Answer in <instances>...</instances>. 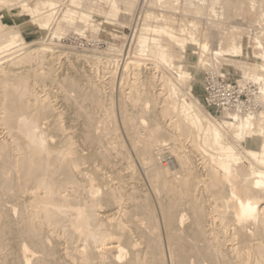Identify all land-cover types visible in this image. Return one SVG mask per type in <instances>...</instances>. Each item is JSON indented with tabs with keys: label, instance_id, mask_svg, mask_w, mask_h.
Wrapping results in <instances>:
<instances>
[{
	"label": "bare ground",
	"instance_id": "6f19581e",
	"mask_svg": "<svg viewBox=\"0 0 264 264\" xmlns=\"http://www.w3.org/2000/svg\"><path fill=\"white\" fill-rule=\"evenodd\" d=\"M64 1L72 3V0ZM100 1L106 6L111 2ZM248 1L252 9L259 6L256 0ZM9 2L0 0L1 4L8 3V6ZM53 2L43 0L41 4L44 6ZM241 2L209 0L206 10L209 15L221 19L226 10L238 8ZM124 3V10L131 12L133 4ZM42 10L38 7L37 10L28 8L27 12L34 15ZM83 10L77 12L65 5L60 9V18L70 21L77 17L86 23L84 25L94 24L93 10ZM196 10L199 12L202 8L197 7ZM262 11L259 16L264 17ZM42 13L40 19L31 22L44 31L49 29L57 10L53 5ZM1 22L0 55L3 57L0 61L3 58L8 61L6 66L0 64V264H31L32 259L34 264H48L50 256L54 254L56 259L73 264L69 261L72 257L68 260L69 250L61 248L59 237H53L56 229L52 232V227L60 226L67 228L65 232L60 227L65 232L63 237L64 234L67 236V242L75 244L70 249L71 253L73 250L71 255L74 257L75 251L78 252L77 257L82 261L95 257L101 264H264V110L259 114L249 112L243 115L238 112H217L220 119L212 120L206 114L188 112L180 101L172 103L165 98L160 109L154 108L150 116L153 127L148 130L144 121L136 122V101L143 95L144 105L153 102L156 106L160 93L151 96L137 89V95H130L133 100L131 105L125 102L129 97L125 101L121 99L119 113L122 129L138 165L144 169L151 185V192L160 210L162 235L155 224L156 215L151 210V199L138 187L134 166L127 155L129 152L123 149L125 144L117 131L114 113L111 107H105L106 103L102 102L101 97L104 95L101 94L100 86L96 82L90 83L88 78L89 87L84 88L78 80L83 75H78L79 78L67 76L60 79L61 89L66 87V91H74L77 95L66 94L64 91V95L55 96L56 101H52L50 95L31 99L35 93L33 95L30 88V75L40 77L42 71L39 72V68L43 65L45 67H41L44 71L41 77L54 81V61L62 59L63 55L69 56L70 52L63 49L56 51L58 45L50 43H26L19 38L20 31L14 32L15 27L2 28ZM149 28L145 30L158 36L164 35L179 47L175 54L170 48L165 49L159 45L160 39H152L157 43L156 46L152 44L156 48L152 55L165 64L170 72V76L164 77L170 84L165 83L170 87L169 90L173 91L175 86L171 79L175 77L182 81L184 78V73L180 71V59L186 55V50L193 54V50L199 49L198 70L192 76V83L199 85L198 102H204V83L203 78L199 83L197 76L208 64L207 54L210 53L229 62L223 65L228 74L226 78L241 80L243 87L248 80L255 82L258 91L255 98L264 103V42L257 33L250 36L249 30L240 31L238 35H228L229 38L225 40L218 38L209 45L206 40L199 41L196 34L191 32L187 33L188 38H181L168 23ZM95 30L92 28L93 32ZM261 30V34H264V28ZM51 32L52 36L58 35L56 31ZM144 34H139L136 40L140 53H145V49H148L146 47H149L146 46L149 37ZM70 56L76 60L74 63L79 64L87 60L96 61L101 57L97 53L88 55L82 52ZM128 59L124 61L123 70H119L121 77L125 76L127 68L132 64ZM237 66L241 72L236 71ZM66 67L67 70L71 68ZM115 73L112 72L111 77ZM58 108L64 112L57 111ZM101 110H104L105 117L99 120L95 114ZM197 111L201 113L199 109ZM167 115H172L170 118L174 117V121L171 119L167 126H163L158 121ZM203 123V145L210 150L216 151V147L220 146L226 153H232L231 146L222 147V143L227 140L226 134H231L240 142L249 138L258 145L261 141V152H246L255 164L250 163L249 167H245L239 158L228 156L222 169L216 168L209 161L199 168L194 156L188 159L182 139L187 137L192 143V155L196 153L195 150L200 147L195 130ZM166 137L172 140L171 147H168L170 143H165ZM163 146L171 149L179 171L171 172L166 164L163 168L156 166L157 159H161ZM174 162L171 160L168 163L174 167ZM203 175L206 178L203 179ZM203 196L208 198L207 205ZM123 202L127 206L125 210L144 208L152 228L134 224L130 230L123 221L119 222L116 215L124 213L121 207ZM183 206L189 207L190 219L187 223L186 215L182 213ZM134 234L142 239L135 240ZM48 238L53 239V248L49 246ZM89 247L91 253L88 254Z\"/></svg>",
	"mask_w": 264,
	"mask_h": 264
},
{
	"label": "rangeland",
	"instance_id": "374dc122",
	"mask_svg": "<svg viewBox=\"0 0 264 264\" xmlns=\"http://www.w3.org/2000/svg\"><path fill=\"white\" fill-rule=\"evenodd\" d=\"M9 1H11V2H9V6H8V3L5 5L3 3L2 4L0 3V21H2L1 23L3 25L1 27L2 28L3 27L4 28L5 27L6 28L7 27H15L14 32L20 31V32H18L19 38L23 39L24 42L32 43V44L50 43V44H53L55 46L58 45V49L57 48L55 49L56 51H60L63 49V51L70 52L69 53L70 55H72L73 53H81L82 52V53H86L88 55H91V54L93 55V54L97 53L98 57L103 56L102 58H104V59H101V57H100V59H99L100 61L99 60H96V61L87 60V61H84L85 63L82 62L79 64V62L78 63L73 62L76 60L71 58L72 56L63 55L64 57H62V55H61L62 59H57V60H55L56 62L54 61V69H55L54 75L56 78L54 81H51L49 79L47 80L45 76L41 77V76H43L42 73L44 72L41 69V67L42 68L45 67L42 65L39 68L40 69L39 72L42 71V73H40L41 79L39 76H37V78H36V75H33V74H31L29 77V84H31L30 88H32L31 89L32 94L35 93V96H32L31 99L33 97L44 98L46 95H50L49 96L50 99L52 101H56L55 96L60 95L62 93L64 95V91H66L65 89H67L66 87L65 88L63 87V89H61L62 83L60 81V79L67 77V76L68 77H70V76L75 77L76 76V78H79V77H77L78 75H80V77L83 75L82 76L83 78H80L78 80H79V83L81 84V86H83L84 88L89 87V84L94 83V82H96L100 86L101 94L104 96L107 95L106 97L101 95L102 96L101 97L102 102H104V104L106 103L105 107H107V108L111 107V109L114 113V117H115L114 122L117 125V128H118L117 131L120 133V134L119 133L118 134L121 138V141L123 140V142L125 144L124 147L127 150L124 147H123V149L125 150L126 153L129 152L127 155L130 158L129 160L132 163V166H134L133 169H134V172L136 173L137 178H138V187L140 188V190L143 194H145L146 196H148L151 199V210L156 215L155 224L159 228V233L163 235L162 223H161V218H160V210H159V208L155 202V199L153 197V194L151 192V188H150L151 185H149V181L147 180V178L145 176L144 169H141L142 167L140 165H138V163L135 159L134 152L131 148V145L128 144L129 142L126 139V136H125L124 131L122 129L120 113H119V111H120L119 103H121L120 101H122V100L125 101V98L129 97L126 99L125 102L127 103V105H129V104L131 105L133 100H132V98H130V95H137V92H136L137 89L139 91L142 90V92L146 91L151 96L152 95L157 96L160 93L161 97L158 98V100H157L158 104L156 106L153 102H149L146 105H144L145 97L143 95L140 97V100H138V102L136 101V104L138 106V107L137 106L135 107V111L137 112L136 113V118H137L136 122L144 121L146 123L145 124L146 129L148 128V130H150L153 127V121H152V118L150 116H151L152 112L154 111V108L160 109L163 106V100H165V98L167 99V102L169 101L172 103L173 102L176 103V102L180 101V103H183L184 108L188 112L198 113L200 115L206 114L207 116H211L212 120H219L220 118L217 116L216 113L209 111L207 109L205 102H203V101L198 102L199 98L197 96V92H199V89H198L199 85H194L192 83V76L195 73H197L198 66H199V57H198L200 55L199 49H197L198 51L193 50L192 51L193 54H190V51L188 49L186 50V55H184V57H182L180 59L181 64H182L180 71L182 73H184L183 74L184 78L182 79V81H180L177 78L175 79V77L173 79H171L172 84L175 85L173 87V91H171V90H169L170 87L169 86L167 87L166 86L167 84H165L168 81L164 78L165 76H170L169 75L170 72L167 71V66H165V64H162V62H160L159 60H156L154 55H152V54H155L154 52L156 51V48H154L152 46V44L157 45V43H154L152 41V39H160L159 45L163 46L165 49L170 48L169 50H172L174 53L175 52L178 53L177 49H179V47L176 46L173 42H171L166 36H164V35L158 36L153 32L146 31L145 28L146 29H148L149 27L153 28L154 26L162 25L163 23H168V25H170L171 28L179 36L181 35L180 36L181 38L182 37L188 38L187 33L191 32L194 35L196 34L195 36L198 37L197 39L199 41L203 42L204 40H206L209 45H212V43H214L216 40H218V38H222L223 40H225L226 38H229V36L231 37L232 35H238V33L240 31L244 32V31L249 30L248 33L250 36L252 35V33H254V34L257 33L258 35H260L262 37L261 39L264 42V34H261V31H262L261 28H264V19H263L264 17L259 16V15H261L260 12L262 10L264 11V0H256L260 6V7L259 6L255 7V8H257L256 10H254L255 8L254 9L251 8V5L249 4L248 0H246V1L240 0L242 2L239 5L240 6L242 5V6L240 7L238 5L239 6L238 8H235V9L231 8V9L226 10L227 12L225 11V14H224V16L221 17V19H219L220 17L217 18V17H214L212 15H209L208 10H206L207 9L206 7H208V4H209V0H200V1L199 0H136V1L135 0L134 1L133 0H122V1L121 0H118V1L117 0H111V2H108L107 6L104 3H102L100 0H89V1L72 0V3H70V2L66 3V1H64V0H53L54 1L53 3H51L49 5L46 4L44 6H42V4H41V2L43 0H15V2H14V0H9ZM129 1H131V2H129ZM124 2L133 4L134 8L131 12H126L124 10V8H126V7H124L125 6ZM202 3H203V6H202ZM53 5L57 10V14H56V16L53 17L52 21L54 23L55 22L56 23L54 24L51 21L53 24L50 22V27L48 30H44V31L39 30L38 26L35 23H32L31 21L34 19H40L43 15L42 12L53 7ZM65 5L69 6V8H72L73 10H75L77 12H80V10H83V8H85L84 6H86V8H85L86 11L90 8V10H88V11L91 12L93 10L92 12H93V15L95 16L94 17L95 23L89 24V25H84L86 23L83 22L82 20L78 19L77 17H75L74 19H72L70 21L62 20L60 18V9H62ZM5 6H7V7H5ZM45 6H47V8ZM249 6L252 10L249 8ZM8 7H10V8H8ZM37 7L41 8V9L43 8L41 13L31 15L27 12L28 8H32L33 10H37ZM197 7L198 8L201 7L202 10L198 12L196 10ZM204 7H205V9H204ZM66 8L67 7H65V9ZM259 9H261V11ZM86 11H84V12H86ZM117 11H120V12H117ZM115 12H117V13H115ZM4 25H6V26H4ZM189 26H190V28H189ZM92 28H96L95 32L92 31ZM237 28L239 31H237ZM180 29L181 30L184 29L185 32L182 33ZM177 30H178V32H177ZM51 31H53V32L56 31L58 35H56V36L50 35V34H52ZM142 33L143 34L145 33L144 35L149 37L148 38L149 44H146V46L147 45H149V47L151 46V48L146 47L148 49H145L146 50L145 53H140V51H139L140 46H138L139 43L137 42L138 41L137 38H138L139 34H142ZM3 38H5V37H3ZM189 46L191 47L192 45L189 44ZM223 46H224V44H223ZM105 53H108V55ZM110 53H112V54H110ZM194 53H196V55ZM104 54L106 56H104ZM2 57H3V55H0V58H2ZM127 57L129 58L128 59L129 62H132V64H134V63L135 64L134 65L130 64L129 67L127 68L126 72H125V76L121 77V74L119 72L123 70L122 67L124 66V61L126 60ZM207 57H209V58H208V62H207L208 64L204 67L205 71L202 70V72L199 74V76H197V78L199 79V83L202 81V78H203L204 74L207 72V70L208 71L215 70V71H218L224 77L228 76V74L224 71V68H223L224 62L229 63L228 61H226V60L224 61L221 57L216 58L213 54L211 55L210 53L207 54ZM68 59H70V61ZM107 59L108 60L110 59V62ZM7 61H8L7 58H3V59H1L0 64L2 66H6L5 64H7ZM91 61H92V63H91ZM93 61L97 62V63H94ZM209 61H211V62H209ZM89 62H90V64H89ZM33 64L35 67V62H33ZM69 64L72 66H70ZM66 66L67 67L69 66V68L71 67L70 68L71 70L65 69ZM238 66L235 69L237 72H241V69L240 68L238 69ZM86 71H87V74H86ZM114 71H116L117 73H115L114 76L111 77L113 75L112 72H114ZM161 76H163L164 79ZM173 76H175L174 73H173ZM86 77H87V79H86ZM42 78H45L47 81L44 79L42 80ZM88 78L91 80V82L89 81ZM57 79H58V81H57ZM227 79H229V80H231L234 83L239 84V85H241V83H242L241 80H235L233 77L227 78ZM59 81H60V83H59ZM88 82H90V83H88ZM101 85L105 88L103 89V87H101ZM168 85H170L169 82H168ZM133 88H134V90H133ZM245 88L247 90H249V92H251V94H253V97L256 95L255 93L258 92V91H256L257 85L252 80H248L245 83ZM102 89L105 91H103ZM68 91H66L65 93L66 94L68 93L70 95H77L76 92H74V91H70V90H68ZM168 95H169V97H168ZM176 95H178V96H176ZM123 97H124V99H123ZM142 99H144V100L142 101ZM255 99H256V101L259 102V108L257 111H253V112H257V114H259L260 112H262L264 110V103H261V101L257 98H255ZM107 104H109V105H107ZM128 109H130L129 106H128ZM197 109H199L201 111V113H199L197 111ZM59 110L60 109L58 108L57 111H59ZM59 112H64V110H60ZM221 113H223V112H221ZM62 116L64 117V115H62ZM95 116L97 118L99 117V120L104 119L103 118V117H105L104 110L98 111L95 114ZM63 117H62L63 122H65V119ZM170 117H172V115L164 116L162 118V120L161 121L159 120L158 122H161L160 124L163 126H167L171 122V119L172 120L174 119V117L173 118H170ZM173 128L174 127H171L170 129H173ZM140 132H142V129L140 130ZM204 133H205V124L203 123L201 126H199L195 130V135L197 136V142H198V145L200 148L199 149L195 148L196 153L193 152V155L191 152L192 151V147H191L192 143L190 142V140L187 139V137H186V139H182V141H183L182 145H183V148L186 152V155H188V157H189L188 159H190L191 156L192 157L194 156L193 159L196 161V164L199 166V168L202 167L203 164L208 163V161H209L216 168L222 169L223 166L225 165L224 160L228 156L229 157L234 156L236 158H239L240 162L243 166L249 167L251 164L254 163V161H253V159H251L249 154L246 153L247 150H252V151L257 152V153L261 152V147H260V144H262L261 141H260L261 143L259 142L258 145H257V142L255 140H252L249 138H247L245 141L240 142V141L235 140L231 136V134H226L227 140H225L222 143V147L228 148L231 146L233 148L232 153H226V151H223L220 149V146L216 147V151L210 150L206 146L203 145L202 139H203ZM228 135H230V136H228ZM167 139H168V137H166L165 143H167V144L170 143L169 144L170 146H168V147H171L172 140H169V139L167 140ZM163 147L160 148V149L163 148V150L161 152V159H157V161H156L157 164L155 163L156 166H158L159 168H163V165L166 164L171 172L177 171V169L179 171L178 166L174 162L175 159H174V157L170 151L171 149H169L167 146H163ZM208 154H211V156L208 157ZM171 160L174 162V167H171L168 163ZM203 177H205V176L203 175L202 178ZM146 192H149V193H146ZM203 198H204V196H203ZM207 199L208 198L205 197L204 201L206 202ZM121 205H123L121 207H122V209L124 208L122 210V211H124L125 207H127V206L124 202ZM205 205H207V202L205 203ZM188 208L186 206L182 207V209H183L182 213H184L186 215L185 216V222L186 223L190 219ZM185 209L186 210L188 209V211H184ZM125 212H127V213H125ZM145 213H146V210L144 208H141L140 210H136V209H132V208H126L124 213L123 212L121 214L119 213L120 215L118 214L116 216H117V220L119 219V222H120V220L123 221L122 223L125 224L126 227L130 230L132 229V225H134V224H140L146 228H148V227L152 228V225L146 219ZM116 221H114V223H116ZM104 224H106V223H104ZM60 227H57V228L52 227V232H54L55 229L57 231V232L56 231L54 232L53 237H54V235H55V238H56V236H57V238L59 237L58 239L61 240V241L59 240L61 243V248H67L69 250V251L67 250L68 253H70L68 260L72 257L71 258L72 260L70 259L69 261L73 262V264H95V263L101 264V263H99V260L95 257H93V259L91 258L89 261H85V260L82 261L81 258L79 259V257H77L78 252H76L75 250H74L75 253H74V257H73L71 255V254H73V250L71 253L70 249H72L71 247L75 246V244H70L67 242V240L65 239L67 236L64 234L65 237H63V232H64L63 230H65V232H66L67 228L61 227L63 230H60L61 229ZM134 236H136V235L134 234ZM62 238H63V240H62ZM134 239L137 240V239H139V237L136 236ZM141 239H139V240H141ZM47 241H48L49 246H52V248L55 246V243L53 242L52 238H48ZM63 242L65 244L66 243L67 244L65 245ZM86 243L87 242H85L84 244L88 246V243L87 244ZM67 246H69V247H67ZM88 249L90 250V247ZM88 252L91 253V250L90 251L87 250V253ZM55 256H56L55 254L50 256V259H49L50 261L48 262V264H61L62 262L64 264H67V262L65 263L63 259L62 260L56 259ZM165 256H166V259L169 263V259H168L169 255H168V251H167L166 247H165ZM75 258H77V259H75ZM30 262H31V264L32 263L34 264L33 259ZM50 262H52V263H50Z\"/></svg>",
	"mask_w": 264,
	"mask_h": 264
},
{
	"label": "built area",
	"instance_id": "2783aa9c",
	"mask_svg": "<svg viewBox=\"0 0 264 264\" xmlns=\"http://www.w3.org/2000/svg\"><path fill=\"white\" fill-rule=\"evenodd\" d=\"M204 102L214 113L238 112L240 115L257 111L259 102L245 87L234 83L218 71H207L203 76Z\"/></svg>",
	"mask_w": 264,
	"mask_h": 264
}]
</instances>
